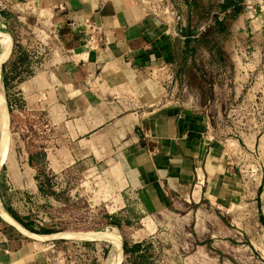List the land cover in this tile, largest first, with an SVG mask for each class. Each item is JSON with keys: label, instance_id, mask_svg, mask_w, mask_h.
Returning <instances> with one entry per match:
<instances>
[{"label": "rangeland", "instance_id": "rangeland-1", "mask_svg": "<svg viewBox=\"0 0 264 264\" xmlns=\"http://www.w3.org/2000/svg\"><path fill=\"white\" fill-rule=\"evenodd\" d=\"M131 1L142 13L188 35V61L182 62L190 73L182 80L188 95L210 102L206 106L215 135L236 174L233 193L187 208H147L130 184L127 145L133 134L125 127L130 119H122L131 106L124 100L108 104L114 92L127 95L130 90L109 54L102 53L108 49L104 41L89 39L102 61L91 74V86L85 87L96 94L95 103L84 91L79 105L87 113L84 122L75 119L76 104L51 109L59 93L47 78L40 79L43 84L36 91L33 82H25L43 68L56 16L32 2L8 10L0 4V11H7L0 12L1 206L28 231L51 234L44 244L64 234L111 226L95 238L81 239L96 241L106 231L117 236L118 230L117 243L115 235L111 242L98 240L103 244L95 254L85 248L67 258V264H264V0ZM94 31L90 35L102 30ZM12 34L18 51L24 48L26 54L11 55ZM26 60L32 61L31 68L18 65ZM110 71L119 72L124 81L115 80ZM149 72L159 81L170 78L166 68ZM44 84L53 86L46 98ZM91 113H98L102 123L95 134L84 129L92 123ZM87 221L97 228L74 232ZM55 250L50 261L62 264L65 258Z\"/></svg>", "mask_w": 264, "mask_h": 264}, {"label": "crops", "instance_id": "crops-1", "mask_svg": "<svg viewBox=\"0 0 264 264\" xmlns=\"http://www.w3.org/2000/svg\"><path fill=\"white\" fill-rule=\"evenodd\" d=\"M32 2L51 9L56 16L49 37L51 44L44 48L47 52L43 68L25 82H33L36 91L43 84L40 79L47 78L59 93L53 99L51 109L76 104L75 119L82 122L87 117L79 106L82 95L86 92L95 103L96 94L85 87L91 86V74L102 61L91 50V32L86 20L101 26L102 31L98 34L108 48L102 53L109 54L130 90L127 95L114 92L117 95L108 104L118 106L124 100L131 106L132 111L128 115L125 113L123 117H126L122 119H130L131 123H125V127L129 135L133 134L127 145L130 150L127 155L130 184L137 189L147 208L167 209L173 204L187 208L192 202L224 200L229 192L233 193L237 185V180L234 181L236 174L229 166L227 149L215 135L213 117L206 106L210 102L198 94L188 95L189 86L182 80L185 72L190 73L188 65L184 66L188 61L185 54L188 35L177 33L153 14L142 13L131 0H0L7 10ZM3 7L0 12L6 13ZM5 23L9 24V19ZM10 38L13 41L11 55L26 54L24 48L18 51V41L13 34ZM84 48L90 49L85 52ZM74 51H78L81 57H77ZM0 61L1 76V53ZM18 65L31 68L32 61L26 60ZM155 67L159 70L166 68L170 78L156 80L149 72ZM52 85H42L45 98L51 93L49 88ZM91 114L89 120L92 123L85 125L84 129L85 133L95 134L102 123L98 121V113H95L97 117ZM68 116L69 109L64 114L65 118ZM2 117L3 111H0V129ZM75 228L77 231L74 232L92 231L97 226L87 221ZM109 232L106 231L102 239L96 238L111 242L116 234ZM98 233L99 230L88 234L68 233L61 235L59 240L53 238L44 244L42 240L51 238V234L38 235L28 231L0 204V264H56L50 261V252L55 249L58 256L61 254L65 258L62 264H67L66 259L80 250L87 248L92 253L94 249L98 250L102 242L79 240L95 238ZM117 237L118 230L116 243ZM50 246L52 250L49 251Z\"/></svg>", "mask_w": 264, "mask_h": 264}, {"label": "built area", "instance_id": "built-area-1", "mask_svg": "<svg viewBox=\"0 0 264 264\" xmlns=\"http://www.w3.org/2000/svg\"><path fill=\"white\" fill-rule=\"evenodd\" d=\"M86 22H88V20H86ZM88 27L92 30V32H95V27L98 28V30L101 28V27H98V26H95L93 25L92 23L89 22L88 24ZM92 42L93 41H97V40H101V35L98 34L97 32V35H94V33H92V35H90V38H89Z\"/></svg>", "mask_w": 264, "mask_h": 264}, {"label": "bare ground", "instance_id": "bare-ground-1", "mask_svg": "<svg viewBox=\"0 0 264 264\" xmlns=\"http://www.w3.org/2000/svg\"><path fill=\"white\" fill-rule=\"evenodd\" d=\"M45 10H46V9H45ZM112 72H114V71H110L109 73H110L111 75L113 74V75H112L113 77L116 75V76H115V77H116L115 80H116V79L119 77V75L117 76V74H119V72H116L117 74L115 73V75H114V73H112ZM112 76H111V78L113 79ZM121 78H122V77H121ZM121 78L119 77V79H117V81H119L120 83H121V81H122ZM123 81H124V80H123ZM123 81H122V82H123ZM124 83H125V82H124ZM124 83H122V85H124ZM121 88H122V87H121ZM124 88H125V87H124ZM124 91H125V90H124ZM120 92H121V91H120ZM229 144H232V143H229ZM231 146L234 147L233 144H232ZM230 148H231V147H230ZM234 150H239V149H238V147H237V149L234 148ZM111 230H113V228H112ZM99 231H100V233H102V232H104L105 230H104V229H100ZM113 231H114V230H113ZM114 233H115V232H114ZM120 237H121V236H120ZM79 240H81V239H79ZM200 253H201V252H200ZM196 256H197V255H196ZM62 260H63V259H62Z\"/></svg>", "mask_w": 264, "mask_h": 264}, {"label": "trees", "instance_id": "trees-1", "mask_svg": "<svg viewBox=\"0 0 264 264\" xmlns=\"http://www.w3.org/2000/svg\"><path fill=\"white\" fill-rule=\"evenodd\" d=\"M100 227V226H99ZM69 231H73L72 229H70ZM123 249H124V246H123Z\"/></svg>", "mask_w": 264, "mask_h": 264}]
</instances>
